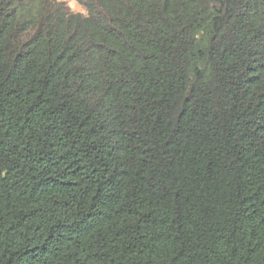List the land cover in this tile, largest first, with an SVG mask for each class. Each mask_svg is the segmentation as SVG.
Returning <instances> with one entry per match:
<instances>
[{"label": "trees", "instance_id": "obj_1", "mask_svg": "<svg viewBox=\"0 0 264 264\" xmlns=\"http://www.w3.org/2000/svg\"><path fill=\"white\" fill-rule=\"evenodd\" d=\"M0 0V264H264V0Z\"/></svg>", "mask_w": 264, "mask_h": 264}, {"label": "rangeland", "instance_id": "obj_2", "mask_svg": "<svg viewBox=\"0 0 264 264\" xmlns=\"http://www.w3.org/2000/svg\"><path fill=\"white\" fill-rule=\"evenodd\" d=\"M59 1L65 2L69 10L72 12H79L82 14L86 13L85 9L76 0H59Z\"/></svg>", "mask_w": 264, "mask_h": 264}]
</instances>
